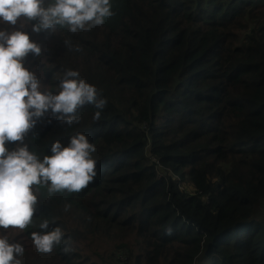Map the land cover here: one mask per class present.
<instances>
[{"label": "trees", "instance_id": "1", "mask_svg": "<svg viewBox=\"0 0 264 264\" xmlns=\"http://www.w3.org/2000/svg\"><path fill=\"white\" fill-rule=\"evenodd\" d=\"M111 3L87 31L24 28L46 87L77 70L107 103L99 120L85 105L79 123L49 112L26 134L42 158L83 132L97 163L79 192L33 186L32 222L3 230L21 264H264V0ZM45 219L64 238L42 253L30 233Z\"/></svg>", "mask_w": 264, "mask_h": 264}, {"label": "clouds", "instance_id": "2", "mask_svg": "<svg viewBox=\"0 0 264 264\" xmlns=\"http://www.w3.org/2000/svg\"><path fill=\"white\" fill-rule=\"evenodd\" d=\"M113 15L111 0H0V264H21L24 246L3 230H23L32 222L37 208L33 186L47 185L49 194L79 192L96 176L95 146L83 132L69 136L66 144L53 141L42 158L24 142L26 134L49 112L58 124L79 123L78 109L85 105L94 106L93 120H99L107 103L77 70H65L55 90L46 87L25 64L30 53L40 56L42 49L24 28L30 24L39 33L59 26L76 33L103 25ZM64 43L81 51L79 44ZM39 227L30 233L37 251L47 253L61 244L59 226L49 228L45 219Z\"/></svg>", "mask_w": 264, "mask_h": 264}, {"label": "rangeland", "instance_id": "3", "mask_svg": "<svg viewBox=\"0 0 264 264\" xmlns=\"http://www.w3.org/2000/svg\"><path fill=\"white\" fill-rule=\"evenodd\" d=\"M76 235H79V233H76ZM82 249H84V247H82ZM92 259L95 260V258L93 257V255H91ZM103 260H106V257H103Z\"/></svg>", "mask_w": 264, "mask_h": 264}]
</instances>
